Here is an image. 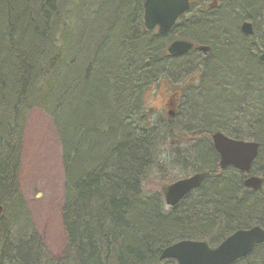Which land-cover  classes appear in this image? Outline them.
<instances>
[{
    "label": "trees",
    "instance_id": "obj_1",
    "mask_svg": "<svg viewBox=\"0 0 264 264\" xmlns=\"http://www.w3.org/2000/svg\"><path fill=\"white\" fill-rule=\"evenodd\" d=\"M66 1L0 0V203L5 205L0 216V264H164L173 259H160L162 250L182 239H200L217 246L239 228L264 227L261 190L245 187L246 172L219 166L212 134L221 130L207 126L227 124L226 110L211 109L214 120L207 116V124L193 126L183 123L185 115L177 123L179 112L172 116L165 109L162 125H155L152 116L157 111L149 108L145 99L148 90L159 89L160 75L171 68L170 62L183 58L169 54V44L193 38L182 30H190V24L205 18L209 9L193 6L191 11L199 13L185 28L179 31L176 25L160 34L145 28V0H124V5L100 0L97 9L95 4L83 12L74 3L63 8ZM252 1L251 6L242 1V8L250 17L262 15L259 4L264 0ZM104 3L112 10L114 6L118 20L112 28L95 33L97 18L110 17V25L115 22ZM216 17L205 19L219 21L221 36L217 40L223 38L227 45L222 56L228 53L240 64L253 63L255 70L259 64L263 69L259 54L264 51V33L257 44L255 33L252 42L246 38L231 46V35L224 28L234 22L230 25V18ZM142 43L145 48L140 56L137 51ZM236 51L239 54H233ZM224 69L216 75L219 80L229 75L241 81L247 78L250 83L252 75L259 74V87L254 88H261L264 77L257 70L245 75ZM153 74L158 86L152 84ZM94 77L95 85L86 94L85 85ZM185 85L192 84L186 81ZM170 88L163 91L166 96L171 94ZM184 89L178 92L182 94ZM253 91L242 96L257 99L252 97ZM107 94L113 101L107 100ZM226 94L232 103L231 91ZM81 95L85 107L78 111L75 105ZM258 100L264 103V98ZM95 101L112 105L87 109L86 105ZM195 105L197 112L202 110ZM33 108L49 114L63 144L66 183L60 216L64 243L59 253L48 245L21 199L18 162L25 118ZM257 110L261 112L259 106ZM261 113L264 115V110ZM258 135L255 141L260 147L252 173L264 177V137ZM174 145L193 147L177 156L182 170L210 171L211 175L182 202L166 209L162 190L151 193L144 185L157 171L160 180L166 181L167 165L161 155ZM259 163L262 169H255ZM177 178L172 176L170 182ZM182 218L188 225L179 223ZM186 226L196 232L186 233ZM234 264H264V242Z\"/></svg>",
    "mask_w": 264,
    "mask_h": 264
},
{
    "label": "rangeland",
    "instance_id": "obj_2",
    "mask_svg": "<svg viewBox=\"0 0 264 264\" xmlns=\"http://www.w3.org/2000/svg\"><path fill=\"white\" fill-rule=\"evenodd\" d=\"M99 1L100 0H97V2L95 0H67L63 5V8H69L70 5L74 3V6L80 5L81 12H83V8L88 9ZM213 1L214 0H196L195 4L199 6V3H201L203 9H206V7L209 4H212ZM218 1L219 3L217 5L207 11V16L214 17L217 14L218 17L216 18L219 20L220 18L221 20H229L228 18H230V25H232V21L234 22V24L237 21V27L232 29L231 26H229L227 30L235 31L234 40L239 42L240 40L244 41L247 38V41L252 42L254 38L253 36L256 33V39L254 42L257 44V42L260 40L259 37H261L260 34L264 33V24L262 23L264 20V4H259L261 6L262 17L258 15L257 17H250L248 14V10L245 11L242 8V1H245V3L249 4V6L252 5L253 1ZM232 3H234V15L230 13L232 16H229L227 15V12H230L229 10L231 9L229 7L232 6ZM97 5L98 4H96L94 9H97ZM198 13L199 12L196 13V11H192L191 13L187 14L185 18L181 19L177 24L179 28L178 30L180 31L185 28L183 26L188 24V21ZM207 16L205 18H207ZM244 18H253V21L250 19L254 24V33L252 35L245 34L241 29L240 22ZM198 22L199 21L196 20L195 22L191 23L190 25L192 27L190 28V30H182L193 36V38H190L189 40L194 41L197 44L208 46L209 43L204 40L208 37V35H217L216 38L219 39V36H221L220 30L214 28L205 29L206 27H201L200 22ZM114 24L115 23L110 25L109 23H106L105 18L101 17L95 20L93 27L96 33L97 31H99L98 29L112 28ZM219 26L222 25L220 24ZM100 36L98 37V39L100 38ZM156 45H158V43ZM210 45L212 46V50L209 53L205 54L202 51L196 50L195 52H191L184 58L171 61V68H168L167 71L162 70L163 72L160 75L161 81L159 83V86L157 85L158 81H155L156 74H153L152 84L157 85L159 89L157 91L148 90L145 99L149 102L148 96L150 93L152 99L159 98L162 103L159 106L149 103L148 107L157 111L152 116V122L155 125H162V121L167 116L164 108V100L168 96H166L163 91H166V88L168 86H171L169 91L172 95H177L178 90H183L184 87L185 89L184 92H182V97L180 99L181 102L178 111L179 113L176 118V121H178L177 123H181V118H183L182 115H185L186 120L183 122L185 123V125H189L190 123L193 126H199L204 122L207 124V116L209 118L213 117L212 120L216 118V115L213 114L211 109H215L216 112H223L224 110H226L225 117L229 119V122L227 124L219 125L217 123H213V125H209L207 127L211 128L212 126V130L219 129L228 135L231 134L230 136L238 135L242 139L246 140H258V133L262 135V137H264V131L259 127V123L263 124L264 127V123H262L264 122V115L263 113H261L264 110V103L258 100L259 98H264V80L262 79L260 85L261 88L259 90L256 89L260 78L259 74L252 75L253 78H251L249 81L251 86L256 87L252 89L254 90L252 94L255 95L252 97L257 99L252 100V98H245L243 96L242 98L239 97L242 93L248 94L243 91V87L247 86L248 83L247 78L241 81L239 78L234 79V77L232 78L228 75L224 76L225 78L223 79L221 77L219 80V77H217L216 75L220 71H225L224 66L231 68L236 74L242 73L247 75L255 70V65L253 63L240 64L235 60L236 58L230 57L228 53H225L224 56H221V54L223 55L224 48L227 47V45H225L224 39H221L217 43H215V46L212 43H210ZM144 48L145 44L142 43L137 52L138 54H141L140 56L143 55L142 53L144 51ZM233 54H239V52L236 51ZM182 62L189 63V65L184 64L188 68L187 70L191 71L192 73L189 76L184 77L177 73L178 70L182 68ZM260 67L262 68V66ZM169 69H171V71H169ZM262 70L264 71V67ZM100 77L102 80H104L101 75L98 76V78ZM186 81L192 85H185ZM95 82L96 79L94 77L92 81L90 80L88 83H86V94L90 93L91 88L95 85ZM233 82L235 83V85L232 89ZM161 88L163 89L161 90ZM217 88L218 90H216ZM227 91H231V94L234 96V101H232V103H230L231 100L227 98ZM83 97L84 96L81 95V97L79 96L77 99L75 107L78 111H83L85 107L82 102ZM175 97L177 98V96ZM205 97H207L205 101L206 107L202 104L204 103ZM106 98L109 101L112 100L110 94H107ZM194 99L196 101L195 104L197 103V105L201 106L202 110H199L197 112V106L195 104L191 105ZM109 101H104L102 103L95 101V103H92L91 105L88 104L86 105V107L88 109L90 107L94 108L95 106H103L104 108L108 109L112 105ZM259 103L260 105H258ZM258 106L261 112L257 110ZM114 109L115 108H113V110ZM237 117H239V119H237ZM192 118L193 121H191ZM198 119L202 121H199ZM234 128L240 129L237 130ZM231 129L235 130V132H230L229 130ZM23 131L24 137L21 143V153L19 156L20 160L18 162L21 199L25 205L29 206L32 218L36 225L40 228L44 237L47 239L48 245L53 251L59 253L62 250L64 243V233L61 225L60 214L63 201V191L66 183L63 164L62 139L58 134L49 114L40 108H33L27 113ZM205 139L211 142L210 138ZM204 145L207 149H210L208 143H204ZM192 149L193 147L189 145H174L170 147L169 151L167 152V156L169 157V159L167 161H164V163H166L167 165L166 170L168 171V177L166 178V181L160 180L161 174L159 173V171H157V173L151 179L149 178L148 182H146L147 184L145 183V190L151 193L159 194L160 190H162V187L166 185L161 184L170 183L172 176H176L178 177L177 179H179L181 177H186L193 174V171L182 170L180 168L181 165L177 162V160L179 159L177 156L187 153ZM261 163H263V161H261ZM261 163L257 164L255 166V169H262V167H260ZM262 196L264 197V188L260 193V197ZM161 200L163 203H165V208L168 209L169 207L166 204L164 196L163 199L161 198ZM189 217L191 218V215H189ZM197 218L200 219L201 216H198ZM164 264L177 263L174 260H171L167 263L165 262Z\"/></svg>",
    "mask_w": 264,
    "mask_h": 264
},
{
    "label": "water",
    "instance_id": "obj_3",
    "mask_svg": "<svg viewBox=\"0 0 264 264\" xmlns=\"http://www.w3.org/2000/svg\"><path fill=\"white\" fill-rule=\"evenodd\" d=\"M145 23L149 29L159 26L160 33H168L175 25L179 16L191 8L190 0H146ZM242 31L253 34L252 23H244ZM195 47V43L187 39L174 40L168 47V53L180 56ZM201 49L208 50L209 46L201 45ZM264 61V51L260 54ZM212 141L219 153V166L223 169L233 166L243 172H250L258 156L260 144L254 140H244L230 137L222 131L212 134ZM210 171L196 172L188 177L180 178L163 187L166 203L176 205L191 190L199 187L208 177ZM248 188L259 190L264 185L261 175H249L244 179ZM4 204L0 203V216L4 214ZM264 242V227L255 225L250 228H240L229 235L216 247H211L206 241L182 239L165 247L160 259L172 258L178 264H234L240 258L249 255L256 245Z\"/></svg>",
    "mask_w": 264,
    "mask_h": 264
},
{
    "label": "bare ground",
    "instance_id": "obj_4",
    "mask_svg": "<svg viewBox=\"0 0 264 264\" xmlns=\"http://www.w3.org/2000/svg\"><path fill=\"white\" fill-rule=\"evenodd\" d=\"M118 3H119V5L120 4H125V1L124 0H116ZM250 1H252V0H250ZM243 2H245V1H243ZM106 4L104 3V5L103 6H105ZM233 6H234V3H232V6L231 7H229L231 10H229L230 12L228 13L227 12V15H229V16H232L231 14H233L234 13V9H233ZM106 7L107 8H109V6L108 5H106ZM109 9H111V8H109ZM109 9H107V10H109ZM109 12H111L112 13V15H113V18H114V20H115V22H113V23H116V21L118 20V16L116 15L117 13H115V8H114V6H113V10L111 9ZM231 13V14H230ZM260 17H262V15H259ZM194 17H197V15H194ZM109 19H110V17L109 18H105V21H106V23H110V21H109ZM117 19V20H116ZM144 25H145V28L147 29V30H149V28L147 27V25H146V23H145V16H144ZM199 22H200V26L201 27H206L205 29H207V28H214V29H218V22L219 21H209V22H206V19H201V20H199ZM198 22V23H199ZM246 22H248V23H252L253 24V22L250 20V18H244V19H242V21L240 22V26H241V29H242V25L244 24V23H246ZM112 23V24H113ZM206 23H207V26H206ZM263 24H264V20H263V22H262ZM192 27V26H191ZM235 27H237V23H233V25L231 26V28L233 29V28H235ZM219 28H220V26H219ZM189 29H190V27H189ZM225 29V31H226V33H228V34H230L231 35V38H232V40H230L229 38V40H230V44H231V46L233 45V44H235V43H237L238 41H236V40H234V38H235V31L234 30H232V31H227L228 30V27H225L224 28ZM217 35H214V34H211V35H208V37L207 38H205L204 40L206 41V42H208L209 43V49L208 50H203V49H195V48H192V49H190L189 51H187L186 53H184V56H183V58L184 57H186L187 55H189L191 52H195L196 50H198V51H202L203 53H209L211 50H212V46L210 45V43H212L214 46H215V43H217L218 42V40H217ZM223 39V38H222ZM225 39H227V38H225ZM224 51H225V48H224V50H223V53H224ZM138 52V51H137ZM138 54V53H137ZM221 56H222V54H221ZM259 60L262 62V63H264V61H262L261 59H260V54H259ZM183 63V62H182ZM206 63V62H205ZM184 64H187V65H189V63H183V65H182V68H180L179 70H178V74H180L181 76H189L190 74H192L191 73V71H189V70H187L188 68L184 65ZM207 65V64H206ZM259 65V64H258ZM258 65H256V70H257V72L258 73H260L263 77H264V73L262 72V69H261V67H259ZM208 66V65H207ZM247 87H246V92H249V90H251V89H253L255 86H250V83H247ZM247 95V94H246ZM239 97H241L242 98V94L239 96ZM237 119H239V117H237ZM262 123H264V122H262ZM259 127L263 130V124H261V123H259ZM240 129V128H239ZM238 129V130H239ZM187 219L185 220V219H180V221H179V223L180 224H182V225H184V224H186V225H188L187 224ZM184 230H185V232L186 233H195L196 231L194 230V229H192L191 227H189V226H186L185 228H184Z\"/></svg>",
    "mask_w": 264,
    "mask_h": 264
},
{
    "label": "flooded vegetation",
    "instance_id": "obj_5",
    "mask_svg": "<svg viewBox=\"0 0 264 264\" xmlns=\"http://www.w3.org/2000/svg\"><path fill=\"white\" fill-rule=\"evenodd\" d=\"M146 1V0H145ZM191 1V10H192V8H193V6H195V5H197V4H195V2H196V0H190ZM216 3V4H215ZM219 3V1L218 0H214L213 1V3L212 4H209L207 7H206V9H211V8H213L215 5H217ZM144 4H145V2H144ZM199 7L201 8L200 10H202L203 9V7H202V5H201V3H199ZM189 11L187 14H189V13H191L192 11ZM187 14H185V15H183V16H181V17H179L178 18V21H180L181 19H183V18H185V16H187ZM177 21V22H178ZM177 24V23H176ZM176 26V25H175ZM159 26H156V28L153 30V31H158L159 30ZM200 45L201 44H197L196 43V47H195V49H201L200 48ZM184 55H182V56H179V57H183ZM175 96H177V98L175 97ZM181 96H182V94H181V92L179 91V92H177V95H172V94H170L165 100H164V106H165V109H166V111H167V113H169V114H177V112H178V107H180V99H181ZM230 137H232V136H230ZM237 139H242V138H237ZM244 140H246V139H244ZM217 151V150H216ZM219 159H220V157H219ZM253 169L250 171V172H247V174H248V176L249 175H253ZM199 188V187H198ZM197 190V188L196 189H193V190H191L189 193H191L192 191H196ZM188 193V194H189ZM188 194L185 196V197H187L188 196ZM184 197V198H185ZM183 198V199H184ZM182 199V200H183ZM182 200L180 201V202H182ZM179 202V203H180ZM263 227V226H262Z\"/></svg>",
    "mask_w": 264,
    "mask_h": 264
},
{
    "label": "clouds",
    "instance_id": "obj_6",
    "mask_svg": "<svg viewBox=\"0 0 264 264\" xmlns=\"http://www.w3.org/2000/svg\"><path fill=\"white\" fill-rule=\"evenodd\" d=\"M148 100H149L150 104H156L157 106H159L162 103V101L159 98L152 99L150 93H149V96H148ZM168 159H169V157L167 156L166 153L161 155V160L162 161H167Z\"/></svg>",
    "mask_w": 264,
    "mask_h": 264
}]
</instances>
